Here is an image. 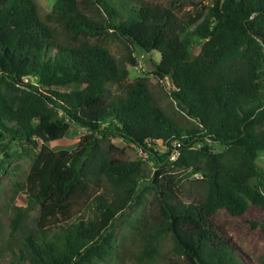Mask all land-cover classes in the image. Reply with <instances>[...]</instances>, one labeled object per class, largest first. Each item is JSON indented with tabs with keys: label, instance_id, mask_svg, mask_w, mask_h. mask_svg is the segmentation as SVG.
<instances>
[{
	"label": "trees",
	"instance_id": "16d2710c",
	"mask_svg": "<svg viewBox=\"0 0 264 264\" xmlns=\"http://www.w3.org/2000/svg\"><path fill=\"white\" fill-rule=\"evenodd\" d=\"M137 52L157 55L171 111L129 77ZM69 125L83 130L74 146L50 148ZM262 150L264 0H203L184 17L152 0H52L44 13L0 0V173L28 157L7 264H109L116 219L135 240L129 264H256L230 230L264 237Z\"/></svg>",
	"mask_w": 264,
	"mask_h": 264
},
{
	"label": "rangeland",
	"instance_id": "374dc122",
	"mask_svg": "<svg viewBox=\"0 0 264 264\" xmlns=\"http://www.w3.org/2000/svg\"><path fill=\"white\" fill-rule=\"evenodd\" d=\"M52 0H35L40 13H44L50 9ZM156 2L166 3L173 7V10L180 16H185L186 13L191 12L198 3H202L203 0H193L192 2L188 0H152ZM104 43L108 46L110 51L114 55H119L124 51L123 44L120 40H117L112 35L104 39ZM196 47L200 45V40H195ZM136 64L128 66L129 77L143 76L149 83L153 94L158 98L160 104L168 109L172 110L173 100L167 95V91L170 88L169 81L167 78L162 80L156 79V77L151 73V62L150 60H157V55L153 53H142L137 52L135 55ZM83 133V130L73 125H69L65 133L56 139L47 142V145L52 149L57 148H72L77 141L78 137ZM116 145L123 148V156L128 159L140 158L144 160L146 169L152 170L153 164L151 161L146 160V152L136 148L133 144L120 139L115 138L112 140ZM155 148L162 152L165 146L156 141ZM171 157H173L171 155ZM257 163L264 169V150L260 151L257 156ZM28 165V157L22 154L19 157L14 158L13 161L7 164V167H13V172L15 175H9L8 173H0V264H7L10 259V252L6 249V241L9 238L11 241L16 239L17 234L14 232L9 236L8 230V219L10 214V209L12 204H25L24 195L21 192L14 193L12 186V178L16 175H23ZM147 212L151 209L149 204L145 206ZM37 209L31 210L30 213L35 214ZM89 211H84L83 215H87ZM136 208L131 209L128 215H136ZM261 221L264 223V213L261 216ZM123 224L120 223L119 219H116L114 224V232L118 240L117 244L120 249V254L111 257L109 264H129L131 262V252L130 249L135 240L130 241L126 237L125 231H123ZM233 228V227H232ZM240 227L230 230L233 239L239 244V246L245 250L253 259L256 264H264V237L253 233L250 237L240 234ZM125 235V236H124ZM168 241L165 238L163 240V249L167 246ZM151 264H159L158 262H152Z\"/></svg>",
	"mask_w": 264,
	"mask_h": 264
}]
</instances>
